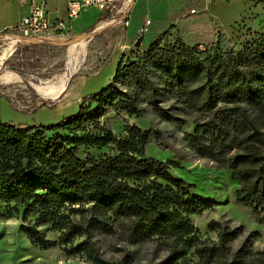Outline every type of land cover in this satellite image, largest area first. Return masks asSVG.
I'll list each match as a JSON object with an SVG mask.
<instances>
[{"label": "trees", "instance_id": "1", "mask_svg": "<svg viewBox=\"0 0 264 264\" xmlns=\"http://www.w3.org/2000/svg\"><path fill=\"white\" fill-rule=\"evenodd\" d=\"M219 39L203 48L154 39L140 57L118 62L110 82L83 96L76 111L58 123L0 121V217L18 216L19 230L33 246L57 247L64 256L83 254L92 264L131 262L126 254L115 262L104 259L97 245L101 234L128 245L155 243L166 255L154 264L183 262L189 250L204 264H264V252L249 247L256 231L249 232L229 261L226 245L239 227L208 221L216 240L208 243L198 236L191 216L215 202L191 193L190 183L173 177L169 167H178L173 161L145 155L157 132L124 124L113 133L100 121L111 111L143 117L139 100L178 126L184 120L173 111L197 114L191 132L182 134L185 147L230 171L237 184L235 201L264 228V134L252 127L247 112H264V31L240 48ZM161 87L177 105L161 106ZM80 147L98 153L80 157ZM47 231L55 237L45 236Z\"/></svg>", "mask_w": 264, "mask_h": 264}, {"label": "rangeland", "instance_id": "2", "mask_svg": "<svg viewBox=\"0 0 264 264\" xmlns=\"http://www.w3.org/2000/svg\"><path fill=\"white\" fill-rule=\"evenodd\" d=\"M206 1L208 0H205L204 9L195 1L180 5L171 3L170 0H161L154 5H147L142 8L143 11L138 10L140 20L145 16L151 23L140 45L134 43L133 37L126 29L109 25L88 39L77 40L74 45L83 43L84 46L82 52L81 47H78L80 54L75 56L76 60L73 62L70 61L72 46H67L75 40L59 44H25L15 48L0 65V121L26 126L58 123L76 111L83 96L94 93L110 82L118 62L124 64L140 57L141 52L154 39H159L161 44H170L176 40L189 46L197 43L203 48L205 44L217 41L219 36L220 41L240 48L244 42L256 38L264 31V1ZM192 8L194 13H188ZM151 9L157 12L152 13ZM85 10L87 8L81 10L78 17L71 22L69 29L72 33L86 28V25L90 26L98 17L97 12L90 13ZM7 47L0 44V57ZM63 75H69L65 83L67 87L55 100L46 99L37 92V88L57 86ZM153 81L155 82L154 79ZM161 88L157 96L161 106L175 105L174 98L167 90ZM138 105L144 108L143 117L111 111L100 121L113 133L120 132L124 124H133L141 130L150 128L157 132L158 138L152 137L146 144L145 155L162 162L173 161L178 165L169 167L173 177L190 183L191 193L215 202L212 208L198 216H191L198 236L208 243L216 240L217 231L206 227L208 221H217L229 228L239 227L240 233L226 245V261L230 260V255L251 231H256L258 235L251 238L250 250L264 252V228L255 221L247 207L235 201L237 184L230 179V171L213 161L195 156L185 147L182 134L191 132L192 121L197 114L192 111H173V115L184 120L183 124L178 126L161 120L141 100ZM247 112L253 123L252 127L257 129V133L264 134V112ZM247 126L249 128L246 127V131H250L251 124ZM45 133L48 135L50 132ZM240 146H235L231 152L239 151ZM101 150L109 152L106 148ZM85 153L96 156L98 151L81 147L78 149V156L83 157ZM19 225L18 216L0 217V264H92L83 254L64 256L57 247L39 249L33 246L20 232ZM44 229L45 226L40 227V230ZM45 236L54 238L55 233L47 231ZM97 241L101 256L108 261L115 262L126 254L131 259L130 264H154L163 260L166 255V252L153 242L128 245L118 241L114 235L105 234L98 235ZM176 264L204 263L199 261L193 250H189L185 261Z\"/></svg>", "mask_w": 264, "mask_h": 264}, {"label": "built area", "instance_id": "3", "mask_svg": "<svg viewBox=\"0 0 264 264\" xmlns=\"http://www.w3.org/2000/svg\"><path fill=\"white\" fill-rule=\"evenodd\" d=\"M22 15L16 24L0 32V44L11 45L12 49L25 44L49 43L46 38L59 42L72 39L69 26L78 17L79 12L85 8H96L100 18L84 35L92 37L98 28L102 26L126 27L129 22L128 11L132 0H67L65 19L49 17L46 12L48 0H17ZM188 13H194L190 9ZM102 16H105L102 18ZM150 20L144 18L142 23L135 29L134 43L139 45L143 35L147 32ZM82 38V37H80ZM84 39V38H82Z\"/></svg>", "mask_w": 264, "mask_h": 264}, {"label": "crops", "instance_id": "4", "mask_svg": "<svg viewBox=\"0 0 264 264\" xmlns=\"http://www.w3.org/2000/svg\"><path fill=\"white\" fill-rule=\"evenodd\" d=\"M158 1H161V0H132V4H131L129 11H128L129 22L125 28L122 26H119V27L122 29H126V32L129 35H131L133 37V40H134L135 33H136L135 29L137 28L138 25H140L142 23V20L144 18H146L144 16V18H142V20H140V17H139L140 15L138 13V10L143 11L142 8H144V7L146 8L147 5H154L155 3H158ZM163 1L165 2V0H163ZM191 1L199 2L203 6L202 9L205 8V0H170L171 3H174V4L176 3V4H180V5H182L183 3L191 2ZM208 2H209V0L206 1V3H208ZM66 3H67V0H48L47 4H46L47 15L49 17H53V18L65 19L66 18L65 17ZM87 10L90 13L97 12L98 17L94 21H92V23L90 24V26H91V25L95 24V22L100 18V14H99V11L93 7L87 8ZM87 10H85V11H87ZM150 12L156 13L157 10L155 11L154 9H151ZM22 13H23V9L20 8L17 0H0V32L6 30L9 27H11L12 25L16 24L19 20V17L22 15ZM150 24L148 27H150ZM90 26L86 25V28L83 27L81 29H78L74 33H72L70 31V33H72V36H75L77 34H81L84 31L90 29L91 28ZM110 26L114 27L115 25H110ZM143 37H144V35H143ZM77 40L75 42L70 43L67 46V48H70V46H73L74 44H76L78 42ZM141 40H140L139 45L141 44Z\"/></svg>", "mask_w": 264, "mask_h": 264}, {"label": "bare ground", "instance_id": "5", "mask_svg": "<svg viewBox=\"0 0 264 264\" xmlns=\"http://www.w3.org/2000/svg\"><path fill=\"white\" fill-rule=\"evenodd\" d=\"M78 45L79 46L74 45L70 49V61H72V62L76 60L75 56L80 54V50H78V47H81V52L83 51L84 44L82 43V44H78ZM12 52H13L12 46L8 45V47L3 52V56L0 57V65L2 63V60L4 58H6L7 56L11 55ZM61 77L62 78L60 79L59 84L57 83L58 84L57 86L53 85L52 87L37 88V92H39L41 95H43V97H45L46 99L55 100L56 98H58L60 96L61 93H63L66 90V87H67L65 83L67 82L69 75H65V76L63 75Z\"/></svg>", "mask_w": 264, "mask_h": 264}, {"label": "water", "instance_id": "6", "mask_svg": "<svg viewBox=\"0 0 264 264\" xmlns=\"http://www.w3.org/2000/svg\"><path fill=\"white\" fill-rule=\"evenodd\" d=\"M105 28H106V26H102V27L98 28L97 31H99V30L102 31V30L105 29ZM80 37H82V38H84V39H88V38H90V37L87 38V37L84 35V33H81V34H77V35L73 36L72 39H69V40H67V41L60 40L59 42H56V41L51 40L50 38H46V39L48 40L49 43L59 44V43L69 42L70 40H75V41H76V40L79 39Z\"/></svg>", "mask_w": 264, "mask_h": 264}]
</instances>
